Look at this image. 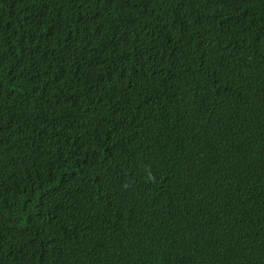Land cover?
Returning a JSON list of instances; mask_svg holds the SVG:
<instances>
[{"label": "trees", "instance_id": "16d2710c", "mask_svg": "<svg viewBox=\"0 0 264 264\" xmlns=\"http://www.w3.org/2000/svg\"><path fill=\"white\" fill-rule=\"evenodd\" d=\"M0 264H264V0H0Z\"/></svg>", "mask_w": 264, "mask_h": 264}, {"label": "clouds", "instance_id": "9594fccd", "mask_svg": "<svg viewBox=\"0 0 264 264\" xmlns=\"http://www.w3.org/2000/svg\"><path fill=\"white\" fill-rule=\"evenodd\" d=\"M226 104H228V103H226ZM239 110L240 109H238V111ZM242 112H244L245 115H246V117L242 119L245 123H250V122H255L256 121V119H257L256 113L251 112L250 110L247 111V112L242 110ZM235 227H237V226H235Z\"/></svg>", "mask_w": 264, "mask_h": 264}]
</instances>
